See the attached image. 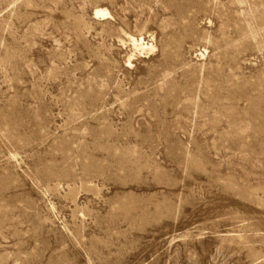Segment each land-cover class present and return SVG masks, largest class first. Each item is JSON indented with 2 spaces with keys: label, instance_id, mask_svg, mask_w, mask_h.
Returning a JSON list of instances; mask_svg holds the SVG:
<instances>
[{
  "label": "rangeland",
  "instance_id": "obj_1",
  "mask_svg": "<svg viewBox=\"0 0 264 264\" xmlns=\"http://www.w3.org/2000/svg\"><path fill=\"white\" fill-rule=\"evenodd\" d=\"M0 264H264V0H0Z\"/></svg>",
  "mask_w": 264,
  "mask_h": 264
},
{
  "label": "bare ground",
  "instance_id": "obj_2",
  "mask_svg": "<svg viewBox=\"0 0 264 264\" xmlns=\"http://www.w3.org/2000/svg\"><path fill=\"white\" fill-rule=\"evenodd\" d=\"M98 17H102V18H106L109 16V14L107 13H104V12H98L97 15ZM135 45L139 46V47H142L143 45V41L141 40L140 43L137 42L136 40L132 41Z\"/></svg>",
  "mask_w": 264,
  "mask_h": 264
}]
</instances>
